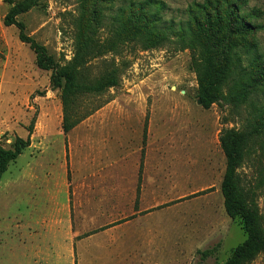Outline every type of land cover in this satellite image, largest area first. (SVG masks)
Here are the masks:
<instances>
[{
    "label": "rangeland",
    "instance_id": "obj_1",
    "mask_svg": "<svg viewBox=\"0 0 264 264\" xmlns=\"http://www.w3.org/2000/svg\"><path fill=\"white\" fill-rule=\"evenodd\" d=\"M159 1L160 23L173 31L147 47L130 28L121 30L129 6L145 0H0V146L25 138L32 123L30 144L0 179V264L31 263V244L53 238L41 223L53 221L50 208L66 197L57 221L88 240L80 264H139L116 258L126 255L162 258L150 264H222L246 237L241 222L226 215L220 190V139L230 132L241 136L237 181L264 238V81L242 48L255 44L264 66V0H220L253 29L234 25L228 36L224 14L211 37L200 36L204 50L175 32L188 6L206 0ZM16 3L26 7L16 16L25 33L58 68L85 82L119 79L82 101L81 111L101 106L67 133L51 70L38 68L16 26L3 23ZM206 58L225 74L203 107L199 68ZM131 207L139 212L129 214ZM247 264H264V252Z\"/></svg>",
    "mask_w": 264,
    "mask_h": 264
},
{
    "label": "trees",
    "instance_id": "obj_2",
    "mask_svg": "<svg viewBox=\"0 0 264 264\" xmlns=\"http://www.w3.org/2000/svg\"><path fill=\"white\" fill-rule=\"evenodd\" d=\"M11 1V0H9ZM214 2V3H213ZM146 4L155 6L150 11L145 10ZM130 16L121 25L122 32L130 28L134 36L140 37L141 41H146L147 47L153 46L162 39V32L173 31L172 25L162 26L160 12L164 3L159 0H145L144 4H131L129 6ZM20 3L12 5L6 12L3 23L5 25H15L18 30V39L27 44L33 51L35 64L43 70H51L50 83L59 89L62 102V121L61 129L67 133L72 127L82 119L91 114L101 106L97 104L88 110L81 111V103L88 97H98L110 87L117 86L119 79L116 75H110L95 82H85L78 80L72 73L64 68H58L55 58L49 54L44 45L38 43L33 37L25 33L24 25L16 19V16L25 11ZM199 12V16L197 15ZM188 17L185 25L179 27L175 32L180 38L191 35L193 45L204 50L205 41L200 37L208 39L214 34L222 22V15L228 16V36L233 33L235 25L237 32H250L253 25L247 20L237 17L235 7L232 5L220 6V0H206V4H194V8L188 6ZM235 21V22H233ZM199 35V38L198 36ZM192 44V43H191ZM244 52L250 56L251 65L258 72V77L264 81V66L257 64L255 44L246 43L243 47ZM199 82L201 86L200 101L203 107H208L212 102V94L216 85L224 79V71L216 70L210 58H206L199 68ZM214 95V96H213ZM145 125V124H144ZM32 123L28 126V135L25 138L16 137L10 147L0 146V179L6 171L7 165L14 160L30 144ZM145 135V127H143ZM241 136L235 132L226 133L220 139V145L225 156V169L220 182V190L223 197V208L227 216L231 219H238L244 230L245 239L237 244L231 251L229 257L222 264H247L256 254L264 252V238L259 231L256 222V215L248 205L247 199L241 190L236 175L238 163L239 146Z\"/></svg>",
    "mask_w": 264,
    "mask_h": 264
},
{
    "label": "crops",
    "instance_id": "obj_3",
    "mask_svg": "<svg viewBox=\"0 0 264 264\" xmlns=\"http://www.w3.org/2000/svg\"><path fill=\"white\" fill-rule=\"evenodd\" d=\"M53 178L48 177L46 179ZM63 186L66 190L68 196V186L66 179L63 180ZM66 206H68V197H66V201L62 204L57 202L54 203V207L50 208L51 216L53 217V221L41 223L40 229L54 232L52 240L47 242V244L40 242H31L33 250L32 261L27 262L25 264H80V260L86 257V249L87 241L85 238H77L78 234L75 233L71 223H67L66 221L58 222L57 216L64 215L66 212ZM68 208V207H67ZM128 211L129 214H136L139 211H136L133 207H131ZM68 212V210H67ZM68 214V213H67ZM48 215V216H50ZM69 216V214H68ZM44 219V218H43ZM47 227V229H46ZM107 243V242H103ZM45 248L44 250L42 248ZM117 260L123 262H133L139 264L146 263H155L162 258L154 257V258H146V257H135L134 255H126L122 257H116ZM138 259V260H135ZM147 259H152L148 261ZM107 261V260H106ZM106 261H102L101 263H105Z\"/></svg>",
    "mask_w": 264,
    "mask_h": 264
}]
</instances>
